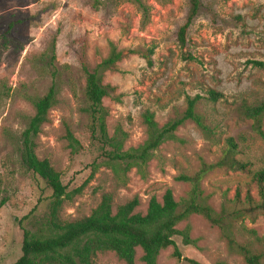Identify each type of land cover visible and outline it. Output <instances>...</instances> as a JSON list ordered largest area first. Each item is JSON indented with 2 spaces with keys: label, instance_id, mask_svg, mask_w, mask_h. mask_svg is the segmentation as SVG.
I'll return each mask as SVG.
<instances>
[{
  "label": "rangeland",
  "instance_id": "rangeland-1",
  "mask_svg": "<svg viewBox=\"0 0 264 264\" xmlns=\"http://www.w3.org/2000/svg\"><path fill=\"white\" fill-rule=\"evenodd\" d=\"M200 1V12L182 49L178 33L186 22L188 0H0V264H14L22 255L21 221L30 215L40 219L49 212L51 191L23 165L18 140L34 115L30 101L53 84L59 103L36 141L38 158L48 160L61 174L69 192L90 177L94 161L103 163L83 193L64 203L62 220L90 216L105 193L114 194V210L139 196L137 211L142 214L150 198L161 201L168 188L179 199L188 188L175 178L194 174L203 162L220 160L229 148V138L238 147L236 158L249 163L251 173L211 172L202 185L210 195L209 203L220 211L224 205H233L238 190L242 199L248 189L257 197L252 178L264 172V138L253 130L242 106L264 101V70L249 64L264 61V0ZM85 38L91 63L96 51L107 55L111 42L119 50L132 52L104 79L115 88L104 100L110 112L108 133L114 136L120 128L127 135L124 150L137 148L147 139L142 123L146 110L164 126L182 117L187 97H202L196 110L208 132L186 121L175 133L176 140L155 152L147 180L133 169L127 184H119L92 140L90 118L84 111L86 79L75 51ZM188 53L196 60H186ZM209 90L223 98L209 101ZM68 130L80 144L74 153L66 139ZM30 221L22 225L30 227ZM187 224L196 246H184L176 237L183 258L200 264H245L228 249L220 231L202 217L193 216L179 229ZM251 229L264 235V218L255 223L240 220L233 235L239 243H247ZM173 252V247L162 251L157 264H187L183 258H173ZM141 255L138 249L135 264H143ZM95 264L127 263L106 252L97 255Z\"/></svg>",
  "mask_w": 264,
  "mask_h": 264
},
{
  "label": "trees",
  "instance_id": "trees-1",
  "mask_svg": "<svg viewBox=\"0 0 264 264\" xmlns=\"http://www.w3.org/2000/svg\"><path fill=\"white\" fill-rule=\"evenodd\" d=\"M139 1V0H138ZM189 10L185 24L178 33V43L182 49L187 46L189 27L201 9L200 0H188ZM87 40L80 41L76 48V57L85 75V112L90 118L92 140L99 146L101 159L110 166L117 176L119 184H127V174L135 169L142 180L149 176L148 164L155 152L166 142L176 140L175 133L186 121H192L204 132H208L202 116L197 112L201 96L187 97V107L182 117L160 126L155 114L146 110L142 115V123L146 128L147 139L137 148L124 150L127 135L118 128L114 136L108 133V117L110 112L104 105L115 90L104 79L107 72L115 71L119 62L132 52L119 50L116 44H109V51L103 56L96 51L94 63L87 57ZM56 44L52 45L51 59H55ZM186 60H196L190 53ZM149 59V58H148ZM150 62V60H149ZM254 68L264 70V61H250ZM54 77H56V74ZM211 102H218L223 94L214 90L207 92ZM34 115L27 128L21 134L18 145L21 160L26 169L43 181L51 191L49 212L40 219L26 216L21 221L23 229L22 255L14 264H95L98 254L113 252L127 264H135L137 251L142 255L143 264H157L162 251L174 248L173 258L181 261L183 256L176 245L175 238L181 237L184 246H196L191 237V226L184 229L179 226L188 222L193 216L202 217L212 227L218 229L228 249L238 254L245 264H264V235L259 236L255 229L248 231L251 241L239 243L234 237L235 225L244 219L255 223L264 218V172L253 174L252 183L257 188V197L248 189L244 199L240 190L235 195L233 205H224L216 211L209 203L210 195L203 189V181L216 169H227L233 172L251 173L250 164L236 158L238 147L232 138L228 139L229 148L223 157L215 163L203 162L201 167L191 175L180 174L175 180L187 186L188 190L177 199L172 189L168 188L160 201L152 196L145 214L137 210L141 206L139 196H134L114 210V194L105 193L96 209L90 216L75 221L60 218V211L66 201H72L81 195L99 169L97 161L92 163V174L79 188L69 192L62 182V177L48 160H41L36 154L37 139L43 127L50 122V112L59 103V91L56 84L40 97L32 99ZM243 115L252 121L253 130L264 138V101L258 105L244 103ZM67 141L72 152L78 151L79 141L68 130ZM31 220V221H30ZM30 221V227L22 224ZM187 264L199 262L183 258Z\"/></svg>",
  "mask_w": 264,
  "mask_h": 264
}]
</instances>
